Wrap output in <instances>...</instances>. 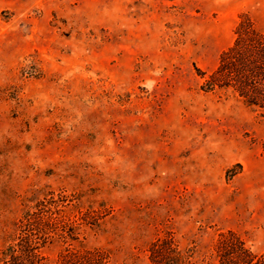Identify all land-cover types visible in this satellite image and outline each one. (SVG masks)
<instances>
[{
  "label": "rangeland",
  "instance_id": "obj_1",
  "mask_svg": "<svg viewBox=\"0 0 264 264\" xmlns=\"http://www.w3.org/2000/svg\"><path fill=\"white\" fill-rule=\"evenodd\" d=\"M243 14L264 33V0H0V264L41 203L39 264L264 253V117L202 88Z\"/></svg>",
  "mask_w": 264,
  "mask_h": 264
},
{
  "label": "trees",
  "instance_id": "obj_2",
  "mask_svg": "<svg viewBox=\"0 0 264 264\" xmlns=\"http://www.w3.org/2000/svg\"><path fill=\"white\" fill-rule=\"evenodd\" d=\"M235 34L232 45L220 54L218 65L209 75L196 69L205 76L202 88L205 92L230 90L264 117V33L257 31L252 19L243 14ZM50 206L41 203L25 212L20 227L28 230L7 247L3 264H39L42 261L40 249L51 234L47 228L43 229L49 218L52 220ZM215 254L217 264H264V253L255 254L233 231L219 235ZM185 261L169 241L151 247V264H184Z\"/></svg>",
  "mask_w": 264,
  "mask_h": 264
}]
</instances>
